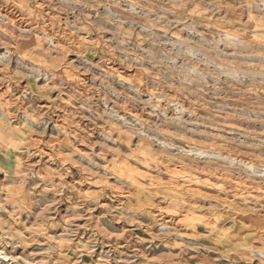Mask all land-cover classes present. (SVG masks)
Wrapping results in <instances>:
<instances>
[{
    "label": "rangeland",
    "instance_id": "rangeland-1",
    "mask_svg": "<svg viewBox=\"0 0 264 264\" xmlns=\"http://www.w3.org/2000/svg\"><path fill=\"white\" fill-rule=\"evenodd\" d=\"M175 1L119 0L120 7L111 11H136L122 16L128 37L113 39L115 25L104 16L105 5L115 0H84L91 6L75 12L57 11L64 0H0V28L23 36L15 46L20 51L13 49L11 63L0 67L39 75L37 87L52 80L60 85L53 97L77 98L75 107L56 100L53 107H59L41 124L47 125L45 139L60 134L56 125L66 113H78L80 138L71 139L79 152L103 164L89 165L95 169L85 173L81 161L89 162L79 152L71 161L59 158L73 152L68 144L60 146L56 159H49L50 150L41 144L44 155L26 160L20 149L27 141L21 140L11 145L17 153L14 171L6 170L10 157L0 140V236L20 234L17 240H0V264H264V4L181 0L192 2L194 11L179 13ZM84 16L113 31L82 32L80 39L91 45L82 46L66 34ZM10 39L0 31L4 44ZM109 46L117 49L115 56ZM123 49L169 64L175 58L168 76L176 91L165 92L177 102L155 116L143 103L130 106L154 123L182 115L185 126L177 129L179 137H159L174 145L167 150L137 138L133 152L118 144L102 159L98 144L89 147L105 139L102 121H93L96 113L116 106L87 86L100 83L95 76L104 68L120 70L126 79L137 74L116 58L125 55ZM8 53L0 44V57ZM47 59L64 66L53 70L38 63ZM68 66L70 76L75 68L91 69L76 77L84 84L68 79ZM144 80L139 91L111 82L143 101L159 84L149 76ZM31 84L0 80V92L11 87L14 98ZM51 104L47 94L35 90L22 97V105L33 110ZM178 105L187 111L178 112ZM45 170L58 174L56 179L41 180ZM16 207L22 211L12 218Z\"/></svg>",
    "mask_w": 264,
    "mask_h": 264
},
{
    "label": "clouds",
    "instance_id": "clouds-1",
    "mask_svg": "<svg viewBox=\"0 0 264 264\" xmlns=\"http://www.w3.org/2000/svg\"><path fill=\"white\" fill-rule=\"evenodd\" d=\"M260 2L261 4H264V0H260ZM90 6L91 5L84 3V0H64V6L58 7L57 11L71 10L75 12L77 8H87ZM96 7H100V4L97 3ZM105 7L109 9V12L104 16V19L109 24L115 25L113 39H115L116 36L127 38V30L123 27V25L126 23L128 24V20L122 19V16L123 13L136 11V8L133 7L122 9L121 12L111 11L113 7H120L119 0H115L114 4H106ZM137 7L143 6L138 5ZM174 7H180V5H174ZM93 29L97 32H100L101 34L104 32L113 31V29L105 28L103 25L94 24L89 17L84 16L83 21H80L74 25H69L66 35L69 38L79 39L82 46H91L80 39V33H90ZM0 31L5 32L11 37V39L8 40V44H4V40H0V44H3L9 49L8 57H0V65H6L11 63L9 57L12 55V50L14 49L16 51H20V49H17L15 46L18 42H20V37L23 36L18 37L7 28H0ZM73 42H75V40H73ZM124 42V40L120 41L121 44ZM106 50L113 56H115L117 51V49L113 51L112 47L110 46L107 47ZM122 51L125 53V55L116 57L119 60V63L129 70L135 68L137 70V74L135 76H131V79H126L124 76H122V71L104 68L101 70L100 75L95 76V79L100 83L87 86L89 92L103 93L105 100L112 101V103L116 106L111 111L96 113L95 119L93 121H102V123L99 124V127L102 125L105 139L97 141L94 144H90L89 147L95 149L98 144L103 150L97 153V155L102 159H105L107 153L112 152L113 148H120L118 146H114L118 144L126 145L130 149L128 152H133L136 145L133 147L132 141L137 138H139L138 143L144 144L145 146H152V142L155 141L161 145V150H167L171 147H174V145L168 143L165 139H160L159 137H179L182 133L177 131V129L185 126V121L182 115H176L171 118L165 117L163 121L154 123L148 119L143 112L134 111L130 106L133 102L143 103L146 108L149 106L151 107V112L149 115L155 116L158 112H165L168 105L177 102V100L174 99V96H169L165 92L166 88L175 89L173 85L176 84L172 83L171 78L168 76L169 73L174 71L170 64H175V58H173L169 64V62L166 61H156L155 59L150 58L151 54L144 56L129 51L128 49H123ZM47 60L49 61L48 63H45L43 60L39 61L38 63L45 68H50L53 70H58L64 66V63H60L59 61L50 59ZM146 63L150 65V67L146 66ZM97 67H99V65H97ZM90 71V68L81 66L73 69L71 71L73 75L70 76L68 74V66L65 68V75L70 80L79 81L81 84H84L76 77L82 76L85 72ZM0 72L4 73V76L0 77V80L19 82L23 79H30L32 81V84L27 89H25L24 93L15 96L14 98H9V93L12 91L11 87H9L7 91L0 92V140L3 141V146L10 157V159L5 160L7 162L5 163L6 170L11 169L14 171V157L17 153L11 148V145L19 144L21 140L27 141V143L24 144L20 149L21 154L26 160H30L33 156L44 155L41 144L46 145V147H48L50 150L49 159H56L58 158L57 154L61 153L60 146L68 144L72 146L73 152L69 153L68 155H63L59 158L71 161L72 157L79 152L78 147L71 139L72 137L77 139L80 138V132L77 131L80 129V125L78 122H76V115L78 113H66V115L61 118L62 123H58L56 125L60 134L54 135L47 140L45 139L48 134L47 125L41 127V124L45 121V118L49 115V112H54L56 111V108L59 107L58 105L53 107L56 100H61L64 104L75 107L73 101L77 98L71 95H68L67 98H65L64 93L53 97L51 94L57 92L60 88V85L53 83L52 80H48L43 85L37 87V81H39L41 77L34 73L10 72L5 71L2 67H0ZM145 76L152 77L154 80L159 81V84L157 87L150 89L149 98L143 101H140L139 97L137 96L131 95L130 93H125L122 89H117L111 82L114 78L117 82L121 84L126 83L132 85L135 87L136 91H139V86H142L145 83ZM141 81H143V83H141ZM186 81L187 77L185 75L182 85ZM33 90L47 94L48 99L52 100V104L48 105L46 110H33L22 105V97ZM122 97L123 99H121ZM166 101L167 104H165ZM162 105L164 107H162ZM85 107V105H80V108ZM177 111L183 112L187 110L178 105ZM121 112L124 114L122 115ZM18 120L19 122H17ZM150 132L154 134H150ZM84 142L86 141L81 140V143ZM110 145L112 147H110ZM79 153L81 156L86 157L89 162L86 164L81 161V168L85 173H89L90 169H95L89 165H95L98 168L103 167V164H99L96 160L92 159L90 153ZM25 167L30 173H32L33 170L31 167H29L27 164ZM57 175L58 174H54L50 176L48 174V170H45L44 172L40 173V178L41 180H55ZM3 211L8 212V209L5 207L3 208ZM20 211H22V209L16 207L15 211H13L10 216L15 218L16 214ZM5 238L8 240H17L20 239V234L16 233L15 235H11L10 232L6 231L2 236H0V240Z\"/></svg>",
    "mask_w": 264,
    "mask_h": 264
},
{
    "label": "crops",
    "instance_id": "crops-1",
    "mask_svg": "<svg viewBox=\"0 0 264 264\" xmlns=\"http://www.w3.org/2000/svg\"><path fill=\"white\" fill-rule=\"evenodd\" d=\"M174 5H180V7H174ZM173 7L174 9L179 12L182 13L184 11H188V13H191L194 11V9L192 8V2L187 3V5H185V2L181 1V0H176L174 3Z\"/></svg>",
    "mask_w": 264,
    "mask_h": 264
}]
</instances>
